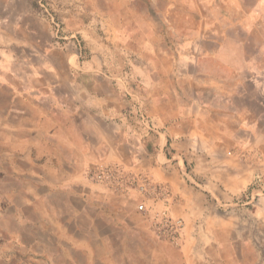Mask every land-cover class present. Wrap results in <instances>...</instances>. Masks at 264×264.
Here are the masks:
<instances>
[{
  "label": "crops",
  "instance_id": "0c3cea01",
  "mask_svg": "<svg viewBox=\"0 0 264 264\" xmlns=\"http://www.w3.org/2000/svg\"><path fill=\"white\" fill-rule=\"evenodd\" d=\"M50 1L90 6L103 34L84 23L40 44L0 0L2 234L62 264H264L262 232L243 235L241 217L264 228L263 46H239L234 67L221 47L183 41L182 0H164L173 44L136 0ZM5 21L18 44H2ZM109 166L170 189L178 244L155 235L136 188H114L119 174L88 177Z\"/></svg>",
  "mask_w": 264,
  "mask_h": 264
},
{
  "label": "rangeland",
  "instance_id": "374dc122",
  "mask_svg": "<svg viewBox=\"0 0 264 264\" xmlns=\"http://www.w3.org/2000/svg\"><path fill=\"white\" fill-rule=\"evenodd\" d=\"M46 1L50 0H2V17L18 12L24 13V27L28 25L37 28L40 44L42 40L48 42L53 39V45H63L70 39L64 36L84 23L93 25L100 35L103 34L100 22L91 17L90 6L85 4L63 5L56 1L54 4H46ZM158 1L160 3L156 0H136V7L140 11H147L157 16L159 29L164 34L166 43H178L182 39L181 36L172 35L174 27L170 21L166 20L168 11L173 8L167 6L164 0ZM182 2L183 4L178 6V11L189 19V27L194 32L193 38L183 36V41L194 39L204 47L210 48L212 45L221 47L224 58L232 61L231 65L234 67H239L241 57L244 55L239 51V46L262 45V57L264 58V0H182ZM31 13L36 17H32ZM13 23L14 21L4 22L5 26H2V29L6 30V34L2 35V44H18L12 34ZM71 38H73L72 45L75 49L85 50L80 37ZM247 54L250 55V52L245 53ZM106 57L109 60L112 59L111 55ZM237 215H239L238 212ZM241 215L243 235H254L257 230L262 232L260 248L264 255V228L258 227L259 225L249 217V214L242 213ZM39 257L40 254H32L30 248L16 245L12 237L3 235L0 218V264H62V262L38 260Z\"/></svg>",
  "mask_w": 264,
  "mask_h": 264
},
{
  "label": "built area",
  "instance_id": "2783aa9c",
  "mask_svg": "<svg viewBox=\"0 0 264 264\" xmlns=\"http://www.w3.org/2000/svg\"><path fill=\"white\" fill-rule=\"evenodd\" d=\"M120 170L118 167H98L89 172L88 177L95 182H108L113 181L119 174L118 185L114 188L124 193H130L133 188H136L141 197L138 210L150 215L151 227L155 235L171 244H178L184 229V221L171 212L169 203L172 200V193L170 189L146 176L123 174ZM148 200L162 201L164 207L155 211L153 205L148 206Z\"/></svg>",
  "mask_w": 264,
  "mask_h": 264
}]
</instances>
